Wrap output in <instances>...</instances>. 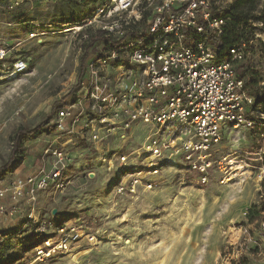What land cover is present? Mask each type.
Masks as SVG:
<instances>
[{"label":"rangeland","instance_id":"374dc122","mask_svg":"<svg viewBox=\"0 0 264 264\" xmlns=\"http://www.w3.org/2000/svg\"><path fill=\"white\" fill-rule=\"evenodd\" d=\"M233 1L216 0L214 5L221 10ZM98 3L8 0L0 6V49L9 51V60L2 64L9 66L14 57H23L28 64L25 73L13 77L0 71V167L10 157L17 128L30 131L44 121L48 123L44 128L51 126L48 134L36 132L20 140L21 154L11 172L0 179V187L37 170L50 143L55 148L63 145L68 158L64 189L57 190L51 184L37 192L32 202L27 197L16 204L8 196L0 200L5 209H17L12 215H0V236H6L0 244L4 264H264V197H259L253 177L220 185L218 173L211 172L209 182L201 185L177 156L175 163L164 166L153 178L156 187L152 190L139 189L133 197L113 196L116 170L99 156L124 152L120 133L94 150L91 144L78 140L64 144L66 137L54 130L56 109L72 101L79 90L82 54L87 51L94 56L110 49L146 25L113 23L111 33L90 46L89 37L97 25L83 27L79 33L65 31L82 24ZM263 6L264 0H260L259 8ZM253 27L254 39L247 47L250 53L244 69L238 72L248 69L246 81L252 73L264 81V17L255 20ZM2 64L0 70H4ZM84 76L85 70L80 81ZM247 88L254 96L264 94V86L250 84ZM149 130L146 126L133 128L134 138L127 150L140 145ZM230 138L235 141L225 144V153L252 144L244 130L231 132ZM44 162L50 167L48 160ZM89 173H94V178H89ZM31 210L38 222L80 220L95 239L81 241L73 251V260L59 256L33 262L32 247L41 235L34 226H24Z\"/></svg>","mask_w":264,"mask_h":264},{"label":"built area","instance_id":"2783aa9c","mask_svg":"<svg viewBox=\"0 0 264 264\" xmlns=\"http://www.w3.org/2000/svg\"><path fill=\"white\" fill-rule=\"evenodd\" d=\"M218 10L210 0H105L82 24L65 30L79 33L83 27L97 25V31L108 36L113 23L146 24L129 40L119 39L92 56L74 99L55 111L53 128L66 137L64 144L78 140L97 150L120 133L124 152L99 156L116 170L113 196L133 197L139 189L152 190L153 178L179 156L201 185L209 182L211 172L218 173L220 185L253 177L259 197H264V112L237 69L249 55L243 50L245 44L232 47L230 57L220 59L208 42V35L221 36L224 31L226 19ZM7 60L9 51L1 48L0 63ZM27 69L23 57H14L0 71L13 77ZM258 85L264 86V81ZM139 126L150 132L140 145L127 150L134 138L131 131ZM238 130L247 132L251 146L225 153V144L233 139L230 133ZM41 160L34 173L1 186L0 200L8 196L16 204L27 197L32 202L37 192L51 184L64 189L65 147L50 143ZM16 210L0 205L2 216ZM24 226H34L41 235L32 247L33 262L38 263L59 256L73 260L81 241L95 239L80 220L38 222L32 210Z\"/></svg>","mask_w":264,"mask_h":264},{"label":"trees","instance_id":"16d2710c","mask_svg":"<svg viewBox=\"0 0 264 264\" xmlns=\"http://www.w3.org/2000/svg\"><path fill=\"white\" fill-rule=\"evenodd\" d=\"M104 1L105 0H79V2L92 6L96 4V2H99L98 4L100 5ZM215 1L216 0H210L214 10H216V7L214 5ZM7 2L8 0H0V6H4ZM259 6L260 0H234L232 4L227 8L217 11V14L220 17H224L226 19L224 31L221 36L208 35V42L215 48V53L220 59L229 58V50L232 47L238 46L242 43L245 44V53H250V49H247V47H249L250 41L254 39V21H262L264 17V6L262 8H259ZM103 36V32L96 31L92 36L89 37L90 42L88 46H90L94 42L101 41ZM91 57L92 55L89 52L85 51L80 58L77 86L80 83L84 67ZM247 57L248 55H246L244 59L238 62V70L244 69V64L247 62ZM247 70L242 71V73L239 72L244 79L246 74H248ZM248 80L249 81L245 80L246 87H248L250 84L258 85L262 81V77H260L258 73H256L255 75L254 73H252L248 77ZM65 103L62 104L64 105ZM257 103L261 106V110L264 112V94L257 97ZM47 124V121H44L30 131H26L24 128H17L15 130L12 137V149L10 151V157L7 162L0 167V179L11 172V167L15 163L17 155L21 154L19 146L20 140L28 139L33 133L36 132L48 134L51 131V126L48 125L47 128H44ZM0 237L1 244L2 241L6 240V236L1 235ZM0 264H4L1 255Z\"/></svg>","mask_w":264,"mask_h":264},{"label":"water","instance_id":"95a60500","mask_svg":"<svg viewBox=\"0 0 264 264\" xmlns=\"http://www.w3.org/2000/svg\"><path fill=\"white\" fill-rule=\"evenodd\" d=\"M88 177H89V178H94V174H93V173H89V174H88Z\"/></svg>","mask_w":264,"mask_h":264},{"label":"crops","instance_id":"0c3cea01","mask_svg":"<svg viewBox=\"0 0 264 264\" xmlns=\"http://www.w3.org/2000/svg\"><path fill=\"white\" fill-rule=\"evenodd\" d=\"M36 170H34L33 172H31V173H29L28 175H30V174H32V173H34Z\"/></svg>","mask_w":264,"mask_h":264}]
</instances>
